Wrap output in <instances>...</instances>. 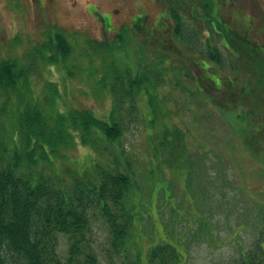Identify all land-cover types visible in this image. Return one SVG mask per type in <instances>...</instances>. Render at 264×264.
<instances>
[{
	"label": "rangeland",
	"instance_id": "rangeland-1",
	"mask_svg": "<svg viewBox=\"0 0 264 264\" xmlns=\"http://www.w3.org/2000/svg\"><path fill=\"white\" fill-rule=\"evenodd\" d=\"M195 1L0 0V59L14 57L26 71L14 90L0 85V140L7 148L1 150L2 156L14 148L15 111L23 101L27 104L34 98L52 115L84 107L98 116L107 113L113 102L109 90L114 78L104 73V62L113 57L120 66L122 62L132 65L122 68L125 71L153 67L165 39H171L169 7L177 8L186 26L195 23L203 31L200 19L189 17ZM220 7L227 25L238 33L244 30L254 45L264 42V0H223ZM141 15L139 23L137 17ZM162 23L167 27H160ZM151 28H156L155 37L148 42L145 38ZM58 31L69 50L64 56L58 53L53 63L36 53V47L49 36L55 39ZM215 40L228 62L222 69L207 59L208 67L199 72L200 63H194L198 58L203 62L207 56L182 49L176 59H170L172 67L165 70L164 64H154L155 70H150L156 78V110L149 106L150 96L141 88L135 99L124 102L123 132L118 140L101 139L99 149L76 140L62 150L66 158L50 155V165L41 164L44 173L48 167L57 170L66 183L81 169L79 183L93 179L99 166L117 165L133 171L139 190L132 188L130 197L134 220L129 249L116 250L98 207L88 209L89 246L101 264H132L137 248L140 262L149 264L145 247L165 239L183 250L178 264H235V257L264 227V69L257 92L245 97L240 87L246 84L255 88L257 64L252 55L244 54L242 41L238 45L230 40L228 45L237 51V57H232ZM106 43L113 46L114 55L98 50ZM169 43L174 47L171 40ZM258 47L264 53V43ZM55 48L52 43L48 53L55 54ZM235 61L237 68L233 69ZM207 72L220 76L222 85L230 87L215 89L204 75ZM193 75L202 84L201 92ZM50 81L54 82L53 89L48 86ZM130 103H134V110L128 109ZM163 131L170 133V142L176 135L182 137L181 151L178 145L174 150L172 144L157 145ZM85 154L92 163L87 168L77 166L74 160ZM166 156L168 166L161 161ZM93 168L94 173L90 171ZM58 247L65 255L67 239L63 234Z\"/></svg>",
	"mask_w": 264,
	"mask_h": 264
},
{
	"label": "trees",
	"instance_id": "trees-1",
	"mask_svg": "<svg viewBox=\"0 0 264 264\" xmlns=\"http://www.w3.org/2000/svg\"><path fill=\"white\" fill-rule=\"evenodd\" d=\"M222 2L223 0H196L192 3L189 17L190 19L194 17L197 21V16L203 31L196 28L195 23L194 26H186L177 8L169 7L168 13L173 20L170 40L174 43V47L169 43L170 40L164 38L163 49L157 55L154 64H164L162 67L166 70L173 66L170 59H176L177 54L184 52L182 49H187V52H193V55L203 53L207 56L202 59L204 63L200 62L199 58L198 63H194V65L200 63L199 72L203 66L208 65L207 59L217 62V67L222 69L221 67L228 62L220 53L219 47L213 43V39L225 45L232 57H237V51L228 45L230 40L238 45L242 41L245 44L244 54L252 55L257 64L254 65V73L252 72L255 88L251 89L246 84L240 87L242 94L247 97L251 91L257 92L259 87L258 82L261 80L259 74L264 69V53L258 46L264 42L254 45L249 41V36L244 30L238 33L231 26L225 25L221 16ZM198 6L199 10H197ZM138 19L139 23L142 22L143 16L137 17ZM253 19L256 20L255 17ZM216 25H219L218 27L223 31L217 32ZM160 27H167V24L162 23ZM147 32L145 40L149 42L152 36L155 37L156 28H151ZM222 35H226L227 45L223 42ZM114 42L119 43L120 40ZM52 43H55V54L48 53ZM112 47L110 43H106L98 50L107 55H114ZM68 50L69 44L60 31L55 34V39L52 40L49 36L36 47V53L53 63L57 62L58 53L59 56H64ZM187 52L185 51L186 55ZM169 60L170 64L166 66ZM104 63H106L104 73L114 78L109 90L113 96L112 106L104 115L98 116L87 107L59 110L52 115L41 109L34 98L27 104L23 101L21 106L17 107L15 111L17 139L14 140V148L8 156H2L1 150L6 151L7 148L5 146L3 148L0 140V264H101L96 253L89 246L88 209L92 205L98 207L104 217L114 248L129 249L132 237L131 226L134 220L130 197L132 188L139 190V184L132 170L117 165L99 166L96 173L94 168L90 170L95 174L93 179L88 177V181L79 183L77 179L81 169L76 177L73 176L70 183H66L58 176L57 170L48 167V173H44L40 167L41 164L43 167L48 163L50 165L52 161L50 155L66 158L67 155L62 150L76 143V140L95 149H99L98 143L101 139L118 140L123 132L124 102L129 98L135 99V94L141 88L150 96L149 106L152 110L158 107L154 98L156 91L153 90V79L156 78L150 74V70L155 68L154 64L151 68L125 71L122 68H130L132 65L128 66L122 62V67L113 57L108 63ZM137 64L140 65L141 62ZM146 66L150 67L149 63ZM231 67L237 68V62H233ZM196 75H193V78L194 83L197 84ZM204 75L211 79L215 89L225 90L230 87H224L218 75L211 72ZM25 76L26 71L16 58L0 59V85L4 88L11 86L14 90L15 84L19 79L24 80ZM49 83L48 86L53 89L54 82ZM196 86L197 91L202 90V87ZM234 100L233 98L232 101ZM128 109L134 110V103H130ZM169 134L168 131L161 132L157 137V145L168 147L172 144V150L174 145H178L181 151L182 137L176 135L172 139L173 142H170L167 140ZM121 148L123 149L122 146ZM91 160V157L85 154L79 161H74L77 162V166L87 168ZM161 161L167 166L170 162L168 156ZM61 234L67 239L65 255L60 253L58 247ZM145 252L149 264H178L183 254L179 245L173 240L166 239L147 245ZM139 253L140 250L137 248L132 264H142ZM235 264H264V227L257 238L235 257Z\"/></svg>",
	"mask_w": 264,
	"mask_h": 264
},
{
	"label": "flooded vegetation",
	"instance_id": "flooded-vegetation-1",
	"mask_svg": "<svg viewBox=\"0 0 264 264\" xmlns=\"http://www.w3.org/2000/svg\"><path fill=\"white\" fill-rule=\"evenodd\" d=\"M222 16V15H221ZM223 17V16H222ZM224 22H225V25H227V23H226V21L224 20ZM249 26H251V25H249ZM215 30L217 31V32H221V29L218 27V25H216L215 26ZM222 38H223V42L226 44V42L228 43V40H227V37H226V35H222ZM227 45V44H226ZM225 46V45H224ZM242 51V50H241ZM204 63V62H203ZM208 67V65H205V66H203V69H206ZM200 78V77H199ZM197 83H198V85L200 86V87H202V84L200 83V81L197 79Z\"/></svg>",
	"mask_w": 264,
	"mask_h": 264
}]
</instances>
